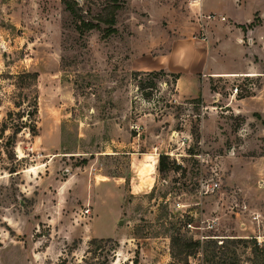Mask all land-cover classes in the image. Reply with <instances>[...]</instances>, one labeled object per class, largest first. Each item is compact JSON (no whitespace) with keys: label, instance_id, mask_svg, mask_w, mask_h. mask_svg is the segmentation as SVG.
<instances>
[{"label":"rangeland","instance_id":"1","mask_svg":"<svg viewBox=\"0 0 264 264\" xmlns=\"http://www.w3.org/2000/svg\"><path fill=\"white\" fill-rule=\"evenodd\" d=\"M151 2L0 0V264H208L204 249L223 240L241 264H264V137L225 101L134 73L203 24L150 23ZM216 82L226 94L257 79Z\"/></svg>","mask_w":264,"mask_h":264},{"label":"crops","instance_id":"2","mask_svg":"<svg viewBox=\"0 0 264 264\" xmlns=\"http://www.w3.org/2000/svg\"><path fill=\"white\" fill-rule=\"evenodd\" d=\"M151 1L154 6L146 16L150 23H159L161 19H200L203 24L192 29L185 23L180 31H175L173 44H166L157 60L141 70L163 69L179 74L175 82L178 97L215 103L225 101L226 112L241 114L249 130L264 137V0ZM181 1L183 6H177ZM211 14L216 17L208 18ZM200 28L207 33L206 39L192 36L193 30L200 33ZM164 31L165 37L172 39L171 32ZM222 51L227 52V63L221 61ZM223 77H249L257 82L249 94L231 96L230 91L225 94L216 85V80ZM250 145L257 146L255 141ZM255 159L261 169L257 178L264 179V156ZM136 186L140 192L145 188L140 181Z\"/></svg>","mask_w":264,"mask_h":264},{"label":"trees","instance_id":"3","mask_svg":"<svg viewBox=\"0 0 264 264\" xmlns=\"http://www.w3.org/2000/svg\"><path fill=\"white\" fill-rule=\"evenodd\" d=\"M82 24L88 26V27H95L97 25L88 22V24H85L83 21ZM136 75H139L140 73H146L147 75H151L153 77L158 76L159 74H170L174 78V82H176L177 78L179 77V74L177 73H168L164 71L163 69L161 70H152V71H135L134 72ZM34 111L30 112L29 116H32ZM11 114V113H10ZM164 155H160L159 157V171H165L167 169V164ZM223 239H231L229 243H232V246H235L236 243H242L244 247H248V242L251 239L254 238H242V237H234V238H223ZM112 240V239H110ZM178 241L182 244V246L185 248L186 252L188 255H196L198 251V247L200 246L201 242L196 241V240H185L183 241L182 238L178 237ZM215 245L212 246H207L204 250L208 251L206 253L205 261L208 264H241V260L238 256L237 248L231 249V247L227 245H223L226 240H223L221 245L219 246L215 241H211ZM258 242V241H255ZM257 244V243H256ZM212 248V249H211ZM260 249V248H259Z\"/></svg>","mask_w":264,"mask_h":264},{"label":"built area","instance_id":"4","mask_svg":"<svg viewBox=\"0 0 264 264\" xmlns=\"http://www.w3.org/2000/svg\"><path fill=\"white\" fill-rule=\"evenodd\" d=\"M216 17L215 14H211V15H208V18L210 19H214ZM222 20H225V17H221ZM204 38L206 39L207 38V35L204 31ZM252 86L253 85H250L249 89H244V87L240 84H235L233 87L230 88V93H231V96H237V95H247L249 94V92L252 90ZM246 87V86H245ZM250 90V91H248ZM248 92V93H247ZM247 93V94H245ZM201 187L203 190H205L206 193H208L209 191L213 192L215 191L218 187H219V183L218 182H210L208 180H204L202 181L201 183ZM90 209L89 208H86L85 209V214L89 213Z\"/></svg>","mask_w":264,"mask_h":264}]
</instances>
